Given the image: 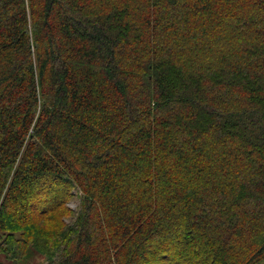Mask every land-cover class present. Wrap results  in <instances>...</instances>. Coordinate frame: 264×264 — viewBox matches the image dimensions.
<instances>
[{"label": "trees", "instance_id": "obj_1", "mask_svg": "<svg viewBox=\"0 0 264 264\" xmlns=\"http://www.w3.org/2000/svg\"><path fill=\"white\" fill-rule=\"evenodd\" d=\"M33 255L264 264V0H0V264Z\"/></svg>", "mask_w": 264, "mask_h": 264}, {"label": "rangeland", "instance_id": "obj_2", "mask_svg": "<svg viewBox=\"0 0 264 264\" xmlns=\"http://www.w3.org/2000/svg\"><path fill=\"white\" fill-rule=\"evenodd\" d=\"M79 207V199L78 195L73 197L69 203L67 204V208L73 212H77ZM25 264H45L43 257L38 255H33V257H30L29 261Z\"/></svg>", "mask_w": 264, "mask_h": 264}]
</instances>
